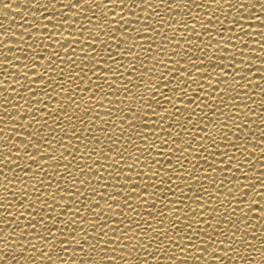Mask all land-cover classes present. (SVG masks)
Here are the masks:
<instances>
[{
  "label": "snow or ice",
  "instance_id": "obj_1",
  "mask_svg": "<svg viewBox=\"0 0 264 264\" xmlns=\"http://www.w3.org/2000/svg\"><path fill=\"white\" fill-rule=\"evenodd\" d=\"M0 11V264H264V0Z\"/></svg>",
  "mask_w": 264,
  "mask_h": 264
},
{
  "label": "bare ground",
  "instance_id": "obj_2",
  "mask_svg": "<svg viewBox=\"0 0 264 264\" xmlns=\"http://www.w3.org/2000/svg\"><path fill=\"white\" fill-rule=\"evenodd\" d=\"M9 11V16L10 17H12V16H16L17 14L16 13H14V11H15V6H14V10L12 11V10H8ZM4 19H6L5 17H3V12L2 11H0V22H2ZM15 19L17 20V21H19L20 20V17H15ZM16 21H13V23H15ZM11 25H9L8 27H10ZM15 30V29H14ZM0 31H3V29H0ZM65 35H67V33H65ZM0 50H3L2 48H0ZM262 83H264V82H262ZM14 159H15V157H13ZM8 167L10 168L11 167V165H8ZM262 203H264V202H262Z\"/></svg>",
  "mask_w": 264,
  "mask_h": 264
},
{
  "label": "clouds",
  "instance_id": "obj_3",
  "mask_svg": "<svg viewBox=\"0 0 264 264\" xmlns=\"http://www.w3.org/2000/svg\"><path fill=\"white\" fill-rule=\"evenodd\" d=\"M0 195H2V193H0Z\"/></svg>",
  "mask_w": 264,
  "mask_h": 264
}]
</instances>
